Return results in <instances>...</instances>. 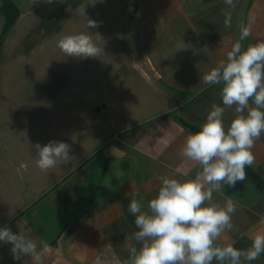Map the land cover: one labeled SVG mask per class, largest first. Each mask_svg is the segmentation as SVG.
<instances>
[{"label": "crops", "instance_id": "1", "mask_svg": "<svg viewBox=\"0 0 264 264\" xmlns=\"http://www.w3.org/2000/svg\"><path fill=\"white\" fill-rule=\"evenodd\" d=\"M112 2L126 20V58L144 65L139 74L144 115L103 142L76 174L58 177L49 191L41 189L20 219L6 221L0 212V227L37 244L29 261L11 257L12 264H126L129 248L139 247L132 239L138 229L128 211L131 200L147 209L161 177L183 181L200 170L180 149L188 134L200 130L213 104L223 107L221 85L206 84L203 76L226 58L243 28L250 30L240 41L243 49L264 42V0H235L234 8L225 0ZM235 115L234 107L225 108L226 129ZM3 135L0 123V147ZM252 152L255 161L245 168L247 178L213 192L214 202L223 206L231 200L236 206L227 235L239 249L249 248L251 234L262 227L264 134ZM5 163L0 148V164ZM5 187L0 179V194L5 195ZM42 242L49 245L47 253ZM10 249L0 243V251ZM251 264H264V253Z\"/></svg>", "mask_w": 264, "mask_h": 264}, {"label": "rangeland", "instance_id": "2", "mask_svg": "<svg viewBox=\"0 0 264 264\" xmlns=\"http://www.w3.org/2000/svg\"><path fill=\"white\" fill-rule=\"evenodd\" d=\"M25 1L17 2L20 13L3 34L0 14V148L6 162L0 164L6 184L0 212L10 222L20 219L41 189L76 174L103 142L145 112L139 75L144 65L126 58V20L112 0ZM88 18L98 27L88 28ZM80 33L104 52L66 56L58 40ZM52 140L70 144L75 158L42 171L33 145ZM11 257V251H0V264H12Z\"/></svg>", "mask_w": 264, "mask_h": 264}, {"label": "clouds", "instance_id": "3", "mask_svg": "<svg viewBox=\"0 0 264 264\" xmlns=\"http://www.w3.org/2000/svg\"><path fill=\"white\" fill-rule=\"evenodd\" d=\"M225 3L235 7V0ZM87 27L96 28L98 23L88 18ZM249 35L250 30L243 28L226 58L203 76L206 84L221 85L223 107L213 104L200 130L188 134L180 149L183 158L199 165L195 178L161 177L158 193L147 209L131 200L128 211L138 229L132 239L139 247L129 248L126 264H251L264 253V217L262 227L250 236L251 246L239 249L227 235L235 204L228 200L221 206L213 201V192L223 185L235 187L247 178L245 168L255 161L252 149L264 134V42L243 49L240 41ZM57 46L70 57L94 58L104 52L86 33L63 36ZM233 107L236 115L226 129L224 111ZM33 146L42 171L75 158L66 142L52 140ZM0 243L11 245L14 260L35 255L37 250L34 240L6 225L0 227ZM42 249L47 253L49 245L42 242Z\"/></svg>", "mask_w": 264, "mask_h": 264}, {"label": "trees", "instance_id": "4", "mask_svg": "<svg viewBox=\"0 0 264 264\" xmlns=\"http://www.w3.org/2000/svg\"><path fill=\"white\" fill-rule=\"evenodd\" d=\"M0 14H3L5 17V24L3 27L2 34L4 31L15 21V16L20 13V9L17 3L14 0H0ZM2 40V36L0 34V43Z\"/></svg>", "mask_w": 264, "mask_h": 264}]
</instances>
